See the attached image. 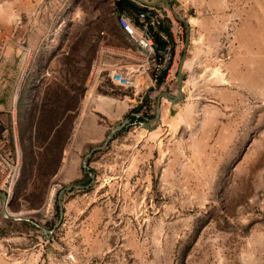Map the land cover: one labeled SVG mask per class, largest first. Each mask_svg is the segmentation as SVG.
Instances as JSON below:
<instances>
[{
    "label": "rangeland",
    "instance_id": "obj_1",
    "mask_svg": "<svg viewBox=\"0 0 264 264\" xmlns=\"http://www.w3.org/2000/svg\"><path fill=\"white\" fill-rule=\"evenodd\" d=\"M30 1L34 7L28 42L39 52L33 79L58 78V57L45 61L53 51H66L73 40H95V51L100 36L103 46L127 45L123 37L112 36L116 26L110 15L111 0H71L61 7L48 6V0ZM170 1L192 28L191 52L184 56L181 68L184 99L176 112L163 117L165 125L146 136L145 129L132 124L117 132L106 148L88 158L94 172L92 188L63 201L61 222L51 236L42 238L37 229L28 236L3 235L0 264H264V0H255L251 8L240 0ZM25 4L19 0L22 12ZM222 12L227 18L221 40L213 39L212 46L204 43L202 28L208 22L201 16L212 17L211 36L216 38L217 15ZM235 23L242 24L245 35L235 59L253 64L234 71L236 76L222 63L234 59L228 50ZM249 23L252 33L246 28ZM113 52L103 53L102 59H118V65L132 63L131 58ZM182 52L183 41L175 54L174 76ZM94 56L95 52L91 61ZM3 71L0 68V79ZM96 98L103 100L102 106ZM81 102L102 111L92 112L98 126L89 131L92 142L81 145L75 168L46 188L42 206L48 188L55 185L56 191L49 218L39 210L42 206L35 210L41 226L53 219L57 191L81 182L80 161L89 146L100 144L107 130L122 119L138 120L135 115L145 112L146 98L138 102L104 74L96 85L90 78L85 80ZM165 105L160 106L161 112ZM79 113L63 148L66 157L79 144ZM5 137L9 148L13 134L11 139L7 133ZM18 231L26 233L23 227Z\"/></svg>",
    "mask_w": 264,
    "mask_h": 264
},
{
    "label": "crops",
    "instance_id": "obj_2",
    "mask_svg": "<svg viewBox=\"0 0 264 264\" xmlns=\"http://www.w3.org/2000/svg\"><path fill=\"white\" fill-rule=\"evenodd\" d=\"M22 1V0H21ZM25 1V11L22 12V10H19V0H0V55L2 56V63L0 65V68L3 69V77L0 79V131L3 136L7 133L8 135V129L11 128V133L13 134V137L16 136V130H15V119L16 117H21L23 113L28 109V106L30 104L33 91H34V86L36 82L38 81V78L33 79V75L35 72V67L38 63L37 60H35V57L38 55V51L35 50L33 45L29 43V39L31 36V28L28 29V24L32 22L33 20V7H34V1L31 2L30 0H24ZM146 1H152V0H146ZM169 2L170 7L172 6L171 1L167 0ZM244 2L245 5H247L249 8L251 6H254L255 0H240ZM71 2V0H48L47 5H57L59 7L67 5ZM127 3L132 6L135 10H137L139 7L142 6L140 2L137 0H128ZM159 5L165 6L163 3L159 2ZM156 4V5H158ZM166 7V6H165ZM172 8V7H171ZM174 11V9L172 8ZM249 10V9H248ZM175 12V11H174ZM172 13V12H171ZM176 13V12H175ZM177 14V13H176ZM246 17L251 21L253 19L251 16V19L249 17V13H246ZM251 14V13H250ZM173 16V13H172ZM180 17V16H179ZM219 23L217 25V37L214 38L211 36V33L214 31L213 27L209 24L210 20H212V17L209 15L203 14L200 19L203 21H207L208 23L206 25H203L202 28V41L204 43H207L212 46L213 39H216L215 42L219 43L221 40L220 37L223 33V30L225 28V19L227 18V14L224 12L219 13L217 15ZM174 18V16H173ZM183 18V17H181ZM177 20V19H175ZM186 20V19H185ZM199 20V19H198ZM178 21V20H177ZM180 25H183L182 29V41H183V52L184 56H188V54L191 52L189 49L191 48V33H192V28L189 24V20H186L187 22V31L185 29V26L182 22L178 21ZM255 22V21H253ZM242 24L237 25L236 23L232 28V35H231V40L229 42V46L231 49L228 51L232 54V57L234 58L233 60L229 61H223V66H229L231 70L233 71V75L236 76L235 72H240L243 68L245 69H250L251 66L253 65L251 62L245 63L242 61H239L235 58V53L236 50H241L242 47V42L245 40V35L241 33L242 31ZM249 26H246V28H249V31L251 32V23L248 24ZM182 27V26H181ZM256 27L255 24H253V31L255 30L254 28ZM187 32V44L184 46V38H185V33ZM252 33V32H251ZM255 33V32H254ZM253 33V34H254ZM251 35L250 34V40L249 43L251 45ZM23 36H25V44L29 48V53L24 61L22 62V50L21 46L23 43ZM112 36H115V38L121 39L122 35L118 31L117 27H115L114 32ZM21 40V43L19 40ZM248 39V36H247ZM225 44V39L223 40ZM252 46V45H251ZM254 46L255 40H254ZM124 45L122 43H117V45H104L102 48H100V51L105 52H111V50H124L123 49ZM219 47V46H218ZM253 47V46H252ZM99 50V49H98ZM210 50V48H209ZM97 51V50H96ZM95 51V52H96ZM116 53V52H114ZM238 54V53H237ZM226 58V57H225ZM107 60V59H105ZM186 60V59H185ZM184 61V58H183ZM183 65V64H182ZM21 66H23L26 69V72L24 76L21 79V82L18 87L17 91V96L16 99L13 100L12 95H13V90L16 86V81L18 79V74H19V69H21ZM256 67V63L254 65ZM7 70V72H6ZM182 77V74H181ZM183 82V81H182ZM175 83V82H174ZM175 85V84H174ZM182 85V83H181ZM176 85L172 87V89L168 90L167 92L169 93H174L175 92ZM182 94H183V99H184V92H183V85H182ZM18 98V105H16V101ZM183 99L181 101H183ZM96 100L99 101V106H102L103 100L101 98H96ZM181 101L177 104H169L166 102L164 99H161L160 101V106L162 104H166L163 108V112L160 110V125L163 127L166 122H163L162 119L163 117H170L172 112H176L174 109L176 105H179ZM160 109V108H159ZM18 111V112H17ZM93 111H98L97 108H92V107H87L86 103H79V107L77 112L79 113V118H80V128L77 136V142L79 143L78 146L74 147L75 152L72 153V155H69L66 157L64 156V149L62 151V156L60 159V163L57 166L54 174L49 177V179L46 181L45 185L41 187L40 182H39V177L36 175L37 172L32 170V175L27 182V187L26 189L22 190L20 194L17 195V198L13 202V205H17L15 208H10L9 206L6 207L8 208V211L14 214L19 213V217H25V219H20V220H14L11 218H4L1 215V206H0V233L3 230L7 231V234L5 235L6 237H10V235L13 234H23L25 236L30 235L31 233L35 232L36 228H34L29 220H33L37 223L39 222V217L35 213L37 209H39L42 206V203L39 204L38 207H31L29 206L28 202L22 198L23 195H26L28 192H35L36 190L42 191V189L45 191L48 185L53 182V181H62L64 179V176L72 170V168H75L76 165V158L77 154H79V150L81 148V145L83 143H89L92 142V139L89 135L90 130H96L98 123H97V118L96 116L92 113ZM78 116V115H77ZM160 126V127H161ZM159 126L156 128L158 129ZM156 129L152 130L155 131ZM151 131H145V134L143 136L148 135L147 133H150ZM84 134V135H83ZM17 137V136H16ZM22 163V162H21ZM2 181H3V169L0 166V191H2ZM41 189V190H40ZM42 195V193H41ZM44 196V193H43ZM14 217V216H13ZM21 221H26L29 225L32 226V230H27L26 233L19 232L18 227H24L27 226L26 224H21ZM25 230V229H24ZM39 231V230H38ZM5 236H0V240L6 239ZM43 238V237H42Z\"/></svg>",
    "mask_w": 264,
    "mask_h": 264
},
{
    "label": "built area",
    "instance_id": "obj_3",
    "mask_svg": "<svg viewBox=\"0 0 264 264\" xmlns=\"http://www.w3.org/2000/svg\"><path fill=\"white\" fill-rule=\"evenodd\" d=\"M111 0L110 15L114 24L126 42L124 50H115L120 57L127 56L131 58L132 63L128 65H118L117 60L106 62L100 51L104 40L100 36L97 41L98 49L91 61L89 67L90 83L96 85L102 75L105 74L108 81L123 90H128L133 98L141 102L143 96L146 103L142 107L146 111H152L155 105V99L162 91L172 89L175 82V54L182 44V27L180 23L173 18L169 9L163 5L147 6L144 10L137 9L135 12L127 8H117ZM99 31V35H103ZM160 43H158V41ZM22 44V62L24 63L29 48L25 43ZM0 55V65L2 63ZM120 59V58H119ZM26 69L21 66L16 86L13 90L12 98L16 99L17 91ZM137 116V115H135ZM7 138L0 133V166L3 169L2 191L5 194L8 204L14 191V187L21 174V151L13 137L12 146L5 147ZM49 197L44 205L39 209L43 211L45 217L52 215L51 203L52 195L56 191L55 185L48 188ZM10 216L19 217L7 211Z\"/></svg>",
    "mask_w": 264,
    "mask_h": 264
},
{
    "label": "trees",
    "instance_id": "obj_4",
    "mask_svg": "<svg viewBox=\"0 0 264 264\" xmlns=\"http://www.w3.org/2000/svg\"><path fill=\"white\" fill-rule=\"evenodd\" d=\"M127 1L116 0L114 5L117 8H127L129 11L135 12L136 10ZM86 39L81 38L71 41L68 49L59 54L54 51L50 53L45 62L58 57L57 61L60 65L59 77H54L53 80L38 79L33 88L34 91L28 109H26L21 117H16L15 119L16 139L21 150L22 166L19 180L8 202L10 208H15L13 202L17 198V195L26 189L27 182L32 175V170L37 172L36 175H38L42 187L49 177L54 174L60 163L62 150L72 129V122L76 115L78 103L85 90L89 63L96 49V41L94 40L90 43ZM18 103L17 98L16 105ZM137 109L138 107L134 108L135 111ZM152 116V111H146L134 119L138 118L139 121H142ZM8 136L11 139V128L8 129ZM79 169L80 178L78 180L82 184L88 183L89 178L87 174L83 172L81 167ZM91 188L92 186L87 189L71 190L64 195L62 203L72 193ZM44 192L43 189L37 193L28 192L22 198L28 202L29 206L38 207ZM57 216L58 210L55 196L53 201V219L48 224H44V226L48 229L51 228ZM21 224L27 225L23 227L26 231L34 229L26 221H21ZM5 234H7V231L3 230L0 236ZM187 246L188 244L182 250V257L187 252Z\"/></svg>",
    "mask_w": 264,
    "mask_h": 264
},
{
    "label": "water",
    "instance_id": "obj_5",
    "mask_svg": "<svg viewBox=\"0 0 264 264\" xmlns=\"http://www.w3.org/2000/svg\"><path fill=\"white\" fill-rule=\"evenodd\" d=\"M138 2H140L142 4L141 7H139V10H144L146 9L147 6H151V5H156L159 2L163 3L167 8H169L171 10V12L173 13V16L175 19H177L178 21L182 22L185 26V29L187 31V22L184 18L179 17L170 7L169 2L167 0H152V1H146V0H137ZM187 44V32L185 33V38H184V46H186ZM183 58H184V53L181 54L179 62H178V66H177V70H176V75H175V92L174 93H169L167 91H162L158 94V96L156 97L155 100V105H154V111H153V116L149 119H144L142 121L139 120H133L130 121L129 118H124L122 119L120 122L112 125L107 132L104 135V138L102 140V142L100 144H95L92 145L89 150L84 153L81 157V161H80V167L82 168L83 172H85L89 178L88 183L86 184H82L81 182H75V183H70L67 185H64L62 188H60L57 193H56V205H57V210H58V216L57 218L54 220L51 228L47 229L44 226L39 225L37 222L33 221V220H29L31 225L36 228L37 230H39L41 232V234L43 235V238L48 239L53 230L60 224L61 222V218L63 215V206H62V199L64 197V195L68 192H70L71 190H80V189H87L89 188L93 182H94V172L91 171L89 169V166L87 164V160L90 157V155L95 152V151H99V150H103L104 148H106L108 142L113 138V136L119 132L120 130L126 128L129 125H137L147 131H152L154 129H156L158 126H160V101L161 99H164L166 102H168L169 104H177L179 103L182 99H183V94H182V79H181V68H182V64H183ZM137 117V116H136ZM7 205L6 203V198H5V194L3 191H0V206H1V215L4 218H11L14 220H20V219H25L27 220V218L25 217H16V216H9L5 210V206Z\"/></svg>",
    "mask_w": 264,
    "mask_h": 264
},
{
    "label": "bare ground",
    "instance_id": "obj_6",
    "mask_svg": "<svg viewBox=\"0 0 264 264\" xmlns=\"http://www.w3.org/2000/svg\"><path fill=\"white\" fill-rule=\"evenodd\" d=\"M71 142H72V140H70V143H69V145L71 144ZM10 216V215H9Z\"/></svg>",
    "mask_w": 264,
    "mask_h": 264
}]
</instances>
